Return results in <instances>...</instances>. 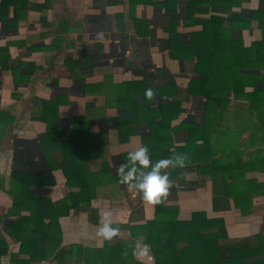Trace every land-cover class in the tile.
I'll list each match as a JSON object with an SVG mask.
<instances>
[{
	"label": "crops",
	"instance_id": "1",
	"mask_svg": "<svg viewBox=\"0 0 264 264\" xmlns=\"http://www.w3.org/2000/svg\"><path fill=\"white\" fill-rule=\"evenodd\" d=\"M4 5L6 8L0 7V48H7L10 67L5 69L0 63V238L7 244L0 242V264H12L13 259L24 264L30 261V255L19 253L20 243L5 230L8 222L31 214L29 198L19 200L13 194V185L18 193V185L13 183L15 170L53 175L55 184H31L38 197L54 204L63 199L78 203L71 205L68 213H60L54 224L50 217L44 218L45 224H52L51 229L60 230L61 246L102 248L118 238L130 237L127 224L143 223L155 215L153 204L145 202L142 194L120 183L114 175L122 163L121 155L146 145L151 128L159 129L164 105L169 109L175 102V108L181 109L167 126L171 151L186 145L189 127L197 123L204 129L193 131L197 143L186 148L185 153L206 155L209 149L214 156H220L217 140L225 136L226 127H233V132L237 126L242 128L240 107L245 101L240 99H226L231 107L228 116H205L206 99L190 92L194 78L199 76L195 72L196 57L184 49L209 27L214 16L225 19L215 28L226 30L228 42L231 38L250 47L263 38L264 18L246 22L241 15L264 12V0H6ZM17 10L20 14L14 21ZM258 86V82L247 85L246 91ZM149 87L154 91L151 99L144 97ZM215 102L220 107L225 99ZM45 111L59 131L78 139L80 145L74 148L85 153L93 173L108 165L112 175L93 182L91 199L89 194H80L78 184L68 186L65 172L55 166L63 159L53 137L46 138L45 148L39 147V138L49 127L41 118ZM215 126L219 129L216 134ZM252 132L244 127L240 140L248 142ZM18 139L34 140L36 146L21 147L17 154ZM47 152L52 155L47 156ZM205 161L201 158L185 163L181 169L186 182L198 180L197 164ZM260 178L264 179V175ZM204 183L169 194L167 203L179 206L180 219L205 210L210 217L225 219L231 238L259 231L264 196L255 198L253 212L247 215L235 206L215 211L213 183L210 179ZM61 190L65 193L58 199L55 196ZM66 208L62 204L60 210ZM146 210L150 212L146 214ZM102 211H110L113 226L119 228L118 235L110 241L96 234ZM40 246L44 248L43 243ZM36 247L31 244L27 248ZM49 248L52 250V245ZM59 248L46 259L29 264H57L54 256ZM135 256L151 264L139 250Z\"/></svg>",
	"mask_w": 264,
	"mask_h": 264
},
{
	"label": "trees",
	"instance_id": "2",
	"mask_svg": "<svg viewBox=\"0 0 264 264\" xmlns=\"http://www.w3.org/2000/svg\"><path fill=\"white\" fill-rule=\"evenodd\" d=\"M5 2L6 0H2L0 7L6 8ZM18 14L20 13L17 10L14 21L17 20ZM257 17L263 19L264 12L256 11L252 15H241V19L246 22H252ZM224 20L223 17H212L213 22H209V27H205L201 34L196 35L189 44H185L184 49L193 53V58L196 57L195 72L199 76L194 78L190 92L206 99L205 116L210 114L215 118L219 115L228 116L231 113L228 99L245 101L240 107L242 128L237 126L235 127L237 131L233 132V127H226L225 136L218 140L216 138L220 147L218 149L220 156H214L209 149L206 155H187L185 163H193L197 159L200 161L201 158L206 160L197 164V181L186 182L180 167L175 169L169 167L167 171L173 186L164 202L154 205V217L143 223L127 224L130 237L118 238L114 243L106 244L102 248H89L78 244L61 246L60 230L57 232L56 227L51 229L52 224H45L44 218L50 217L51 223L54 224L60 213H68L71 205L78 203L71 204L70 199H63L60 203L54 204L50 199L38 197L32 191L31 184L34 186L44 183L55 184L53 175H31L24 170H15L13 183L18 185L16 188L19 195L14 185L13 194L15 199L17 197L22 200L24 196L29 198L31 203L27 207L31 214L27 217L22 216L15 222H8L5 230L20 243L19 253L30 255L28 264L46 259L59 247L54 256L57 264H73V262L75 264H145L137 260L133 254V247L138 238H142V244L149 248L153 264H264V217L258 232L240 238H231L223 217H210L207 211L197 210L192 213L191 218L180 219L179 206L167 203L169 194L177 189L203 186L207 179L213 183L215 211L235 206L242 214L247 215L253 212L255 198L264 196V179L260 178V175H264V23L261 25L263 38L250 47H245L243 43L231 38L228 42L229 36L225 29L216 30L215 26H221ZM7 52V48H0V63L5 69L10 67V57L7 56ZM256 82L259 86L247 92V85L255 86ZM229 93L231 97L227 95ZM217 99H225V102L220 107H216ZM174 105L175 102L169 109L165 105L162 107L163 121L159 123V129L151 128L146 140L152 161L170 157L173 153H185L186 148L197 143V138H193V131L204 129L202 124H191L190 137L186 145L177 146L171 151L168 148L170 141L168 127L171 120L181 112L180 107L176 109ZM47 117L48 113L45 111L41 118L49 123V127L48 131L40 136L39 147L45 148V140L51 135L56 142V150L63 159L55 160L57 162H54L55 166L65 172L68 186L73 187L74 184H78L81 189L80 194L84 196L89 194L91 199L93 193L89 192L95 189V186H92L93 182L95 180L99 182L106 175H112L107 168L108 165L104 164L101 170L93 173L88 168L85 153L80 154L79 149L74 148L80 145L78 139L72 134H63ZM244 127L253 131L246 143L240 140ZM218 130L215 126V134L219 132ZM33 142L34 140L28 139L16 140L15 152L18 154L21 147L35 148L36 144ZM48 155L52 153L47 152ZM126 158L127 153L122 154L121 162H125ZM191 159L194 161H190ZM176 169H179V172ZM114 177L119 180L117 174ZM180 182H184L183 186ZM62 204L67 206L63 211L60 210ZM0 242L5 243L2 238ZM40 243H43V249ZM31 244L38 246L36 250H28L27 247ZM50 245L52 250L49 248ZM125 251L127 254H124ZM15 258L17 259V256ZM12 264L24 263L13 259Z\"/></svg>",
	"mask_w": 264,
	"mask_h": 264
},
{
	"label": "clouds",
	"instance_id": "3",
	"mask_svg": "<svg viewBox=\"0 0 264 264\" xmlns=\"http://www.w3.org/2000/svg\"><path fill=\"white\" fill-rule=\"evenodd\" d=\"M154 91L151 87L144 90V97L151 99ZM182 146V145H181ZM187 160L186 153H173L170 157L151 160V155L147 145H140L133 151L127 153L126 161L119 164L116 173L119 182L134 188L137 193L142 194V199L149 204H160L164 202L170 188L173 186L169 178V167L175 169L183 168ZM110 211H102L100 213L101 221L97 229V236L103 240L110 241L114 236L118 235L119 228L113 226ZM139 250L140 255L148 254L147 245L142 247V238L135 241L133 254ZM124 254H127L125 251ZM151 258V257H149Z\"/></svg>",
	"mask_w": 264,
	"mask_h": 264
},
{
	"label": "built area",
	"instance_id": "4",
	"mask_svg": "<svg viewBox=\"0 0 264 264\" xmlns=\"http://www.w3.org/2000/svg\"><path fill=\"white\" fill-rule=\"evenodd\" d=\"M64 193H65V190H61L60 192H59V196H55L56 198H60V197H62L63 195H64ZM147 256H148V258L149 257H151V258H149V261L150 262H153L152 260V254H151V252H150V250H149V248H148V254H147Z\"/></svg>",
	"mask_w": 264,
	"mask_h": 264
},
{
	"label": "rangeland",
	"instance_id": "5",
	"mask_svg": "<svg viewBox=\"0 0 264 264\" xmlns=\"http://www.w3.org/2000/svg\"><path fill=\"white\" fill-rule=\"evenodd\" d=\"M144 211V210H143ZM150 211L149 210H146V214L147 213H149ZM146 258H148V256L146 255ZM151 264H153L152 262H151Z\"/></svg>",
	"mask_w": 264,
	"mask_h": 264
}]
</instances>
